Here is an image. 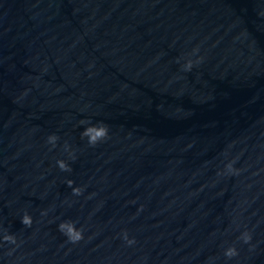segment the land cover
<instances>
[{"label":"water","instance_id":"95a60500","mask_svg":"<svg viewBox=\"0 0 264 264\" xmlns=\"http://www.w3.org/2000/svg\"><path fill=\"white\" fill-rule=\"evenodd\" d=\"M0 264H264V0H0Z\"/></svg>","mask_w":264,"mask_h":264},{"label":"clouds","instance_id":"9594fccd","mask_svg":"<svg viewBox=\"0 0 264 264\" xmlns=\"http://www.w3.org/2000/svg\"><path fill=\"white\" fill-rule=\"evenodd\" d=\"M198 51V50H195ZM200 61H197L196 63H199ZM194 67L193 61L188 60L187 64L184 67L185 71H191L192 68ZM85 121H81V124H84ZM82 138H87L88 143L90 146L95 147L98 143L101 141L106 140L109 137V127L106 124L100 123L98 125H91L87 127L83 133L81 134ZM59 137L57 135H51L48 137V143L52 145L53 148L56 147L57 142L59 141ZM65 150L69 153V157L73 160H75V154L72 152L71 148L69 145L65 144ZM57 165L61 171L64 172H71L72 168L69 166V164L65 160H58ZM227 169L230 172H235V169L233 168V165L230 163L227 165ZM69 187H73L74 181L69 180L67 182ZM83 189L79 187H73V194L76 196L83 195ZM42 215H47V212L42 213ZM22 223L27 226L31 227L33 224V219L30 215L25 214L22 217ZM59 231L63 233L68 240L71 243H78L81 240L84 239L83 236V230L78 229L76 227V222L74 221H65L62 222L59 225ZM125 240H127L129 245H132L135 243V240L128 239L127 233H125L124 236ZM241 239L245 243H250L251 242V235L245 232ZM5 242H10L15 244L16 243V238L13 235H6L4 236ZM225 255L228 258H232L238 255L237 249L235 247H231L226 250Z\"/></svg>","mask_w":264,"mask_h":264}]
</instances>
